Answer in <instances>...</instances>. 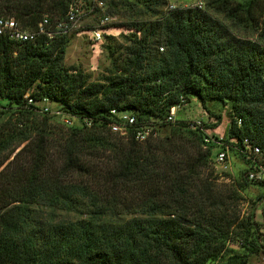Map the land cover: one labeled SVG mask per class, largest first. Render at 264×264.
I'll use <instances>...</instances> for the list:
<instances>
[{"label":"trees","instance_id":"1","mask_svg":"<svg viewBox=\"0 0 264 264\" xmlns=\"http://www.w3.org/2000/svg\"><path fill=\"white\" fill-rule=\"evenodd\" d=\"M96 1L129 21L96 82L63 66L66 35L0 37V264H250L264 238L255 213L241 214L252 183L238 150L245 139L258 146L264 167V1L166 11V0H0V18L28 31L46 18L55 33L71 6ZM27 95L91 127H65L27 106ZM191 99L205 113L228 109L224 143L244 178L219 182L203 134L162 122ZM111 110L156 121L158 135L111 133Z\"/></svg>","mask_w":264,"mask_h":264},{"label":"rangeland","instance_id":"2","mask_svg":"<svg viewBox=\"0 0 264 264\" xmlns=\"http://www.w3.org/2000/svg\"><path fill=\"white\" fill-rule=\"evenodd\" d=\"M167 4H172L176 7H190L195 0H166ZM234 3H242L245 0H232ZM264 1V0H261ZM99 2V1H97ZM103 7L95 8L89 11L82 6V17L79 19L76 29L66 35L67 47L63 59V66L68 69H75L83 72L89 76L91 82L101 80L107 76L111 70V60L115 59L117 55L111 57L106 46L110 45L115 49L125 44V36L129 34L127 24L129 23L128 15L123 13H114L110 15L108 3L103 1ZM103 16H109L112 21L101 25L100 21ZM13 19V17H11ZM98 30L100 40L95 41L92 36V31ZM233 34L238 37L250 38L248 32L244 30L233 31ZM209 111L201 108L196 99H191L190 103L175 110V122L177 121H194L201 120L204 124L213 126L217 124L216 116L220 117L218 127L214 131H208L207 134L217 138L224 139L225 131L228 127V109L216 108L211 105L208 106ZM163 130H160V134ZM158 135V134H157ZM215 152H212V158ZM230 167L228 171H221L214 163L212 168L214 174L221 176L219 182L225 184L230 183L231 180H240L244 178V164L234 152L229 149ZM214 165V166H213ZM244 173V174H243ZM242 202L240 204L241 214L247 215L250 212H257L260 220L259 210L264 207V188L257 185L250 184L246 190L241 194ZM258 210V211H257ZM260 233L264 238V221L258 222ZM264 244V241H263ZM250 264H264V249L262 253L250 258Z\"/></svg>","mask_w":264,"mask_h":264},{"label":"built area","instance_id":"3","mask_svg":"<svg viewBox=\"0 0 264 264\" xmlns=\"http://www.w3.org/2000/svg\"><path fill=\"white\" fill-rule=\"evenodd\" d=\"M103 7L102 2H93L89 5V11L94 8L100 9ZM204 9V0H195L190 7H176L172 4L166 6V11H174L176 9ZM82 5L74 4L67 12L66 19L59 22L55 27V33L46 31L48 20L44 18L38 25L37 30L28 31L18 25V23L11 18H0V37L7 39L10 42L16 44L32 43L36 41L40 35H45L48 39H52L54 35H68L76 29V25L79 19L82 17ZM112 18L109 16H103L100 21L101 25L109 23ZM92 36L95 41H99L100 35L98 30L92 31ZM162 52V49H160ZM27 106L36 108V111L44 116L53 117L65 126V127H91V122L85 119H81L75 116L66 114L60 107L53 104L47 98H40L39 101H35L30 96L25 97ZM180 104H184V99L180 100ZM175 107L169 110L167 117L162 121L167 124L175 123ZM109 122L107 124L111 133L117 134L121 137H132L137 142H144L149 138L156 137L158 133L157 122H137L136 118L128 112H120L111 110ZM192 130H198L203 134V143L205 148L213 147L212 152L213 163L223 172L228 171L230 167L229 159V146L224 143V139L213 137L207 134L204 123L201 120L185 121ZM161 123V122H160ZM241 122L237 121V126L240 127ZM240 156L247 162L245 179L252 184L264 185V167L261 166L262 153L258 146L252 145L248 140H243L241 148L238 150Z\"/></svg>","mask_w":264,"mask_h":264},{"label":"crops","instance_id":"4","mask_svg":"<svg viewBox=\"0 0 264 264\" xmlns=\"http://www.w3.org/2000/svg\"><path fill=\"white\" fill-rule=\"evenodd\" d=\"M258 211V210H257ZM259 216H260V220L258 219V216H257V212H255V219L257 222H263L264 221V207L263 208H260L259 210Z\"/></svg>","mask_w":264,"mask_h":264}]
</instances>
